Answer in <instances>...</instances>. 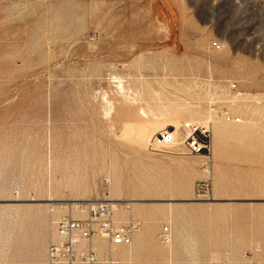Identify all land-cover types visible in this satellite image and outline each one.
Returning <instances> with one entry per match:
<instances>
[{
	"label": "rangeland",
	"instance_id": "374dc122",
	"mask_svg": "<svg viewBox=\"0 0 264 264\" xmlns=\"http://www.w3.org/2000/svg\"><path fill=\"white\" fill-rule=\"evenodd\" d=\"M228 81L264 93V0H0V264H46L64 203L108 198L139 222L99 247L118 264H264V106L212 117L211 173L131 128L207 120Z\"/></svg>",
	"mask_w": 264,
	"mask_h": 264
},
{
	"label": "built area",
	"instance_id": "2783aa9c",
	"mask_svg": "<svg viewBox=\"0 0 264 264\" xmlns=\"http://www.w3.org/2000/svg\"><path fill=\"white\" fill-rule=\"evenodd\" d=\"M213 48L225 50L228 44L214 40ZM218 92L209 94L207 109L214 118L240 123L244 120V109L264 106V93L242 91L237 82L217 84ZM225 98H220L219 95ZM213 122L185 120L177 130L163 128L152 136L147 149L153 152L198 156L203 158V168L212 170ZM199 199L213 198V181L209 176L196 184ZM118 206L110 201H87L75 205L56 222V237L46 252V264H118L119 260L99 250L101 244L110 249L130 245L139 229L135 220L122 221L117 216ZM84 214V215H83ZM170 227H164L162 236L169 239Z\"/></svg>",
	"mask_w": 264,
	"mask_h": 264
},
{
	"label": "bare ground",
	"instance_id": "6f19581e",
	"mask_svg": "<svg viewBox=\"0 0 264 264\" xmlns=\"http://www.w3.org/2000/svg\"><path fill=\"white\" fill-rule=\"evenodd\" d=\"M147 115V114H146ZM148 116V115H147ZM144 117H145V115H144ZM153 118H151L152 120H150V122L152 121L153 122V124H151L150 123V125H149V127L152 125V128L151 129H149V128H147L146 127V125H138L137 123V125L136 126H132L131 128H133L132 130L134 131V141H136V143L137 144H139V145H143V144H145V142L146 141H148V139H150V137H152V136H154V135H156V134H158L163 128H169V129H171V130H177L178 129V127L180 126V123H179V121L178 120H176V119H170V120H162L161 118L162 117H160V116H157V115H154V116H152ZM148 118V117H147ZM147 118H146V120H147ZM196 117H193V119H195ZM198 118V117H197ZM209 120H211L212 121V117L210 116L209 118H208ZM149 120V119H148ZM146 123H148V121H146ZM159 123V124H158ZM134 124V123H133ZM133 124H131V125H133ZM142 124V123H141ZM144 124V123H143ZM129 126V125H128ZM216 129L218 130V133L219 134H224L225 132H226V130H225V128H223V127H216ZM230 133V132H229ZM226 134V133H225ZM227 135H228V133H227ZM146 146V145H145ZM213 200H216V198L214 197V198H212ZM48 200H55V199H48ZM71 201H67L68 203H64V204H68V205H72V204H74V205H77V204H79L78 202H77V200H79V199H70ZM85 200V199H84ZM88 201H91L90 199H87ZM105 200H107V201H110V202H112L114 205H116V206H118L120 203H119V201L121 200V199H118V198H108V199H105ZM211 200V199H210ZM219 200V199H218ZM83 202H87V201H83ZM80 203H82V202H80ZM84 215V214H83ZM114 249H112V251H113Z\"/></svg>",
	"mask_w": 264,
	"mask_h": 264
}]
</instances>
